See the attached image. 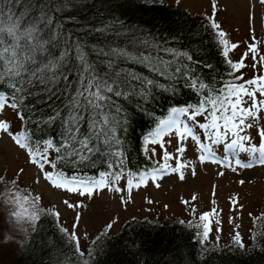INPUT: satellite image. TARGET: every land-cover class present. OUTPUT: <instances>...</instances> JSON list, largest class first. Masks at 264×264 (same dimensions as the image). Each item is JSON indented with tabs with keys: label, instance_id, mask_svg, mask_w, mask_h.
<instances>
[{
	"label": "trees",
	"instance_id": "obj_1",
	"mask_svg": "<svg viewBox=\"0 0 264 264\" xmlns=\"http://www.w3.org/2000/svg\"><path fill=\"white\" fill-rule=\"evenodd\" d=\"M9 17L20 21V31L35 26L38 39L46 41L44 50L36 51L35 62L26 61L21 77L15 78L25 81L19 94L24 97L21 108L26 116L21 122L37 142L53 140L55 148L62 147L66 140L70 97L81 74L78 51L101 75L126 69L153 79L156 85H164L150 86L145 97L112 98V103L122 110L111 113L117 121L115 137L119 142L112 152L121 153L125 172H151L158 162L163 165L160 146L145 143L159 121L167 119L173 108L197 106L211 89H218L229 79L221 46L208 26V17L212 15L169 0H0V21L7 25ZM4 35L8 43L11 38ZM226 39L234 43L228 34ZM110 49L176 63L167 69L161 65L166 72L161 76L137 60L104 55ZM165 49L187 52L192 60L176 57ZM65 52L67 55L61 58ZM229 58L239 60L231 50ZM108 60L113 61L111 69L103 63ZM49 61H56L57 66L45 68ZM177 65L179 73L175 72ZM33 71L35 76L30 75ZM190 78L208 84L209 89L201 90L199 84L193 88ZM2 90L5 94L12 93L7 77ZM82 131H87L86 123ZM54 148L49 151L52 156L49 159L57 164L52 171L99 179L101 173L115 170V165L109 168L114 157L102 146L83 162L72 157L57 160ZM3 183L6 186L7 179ZM262 215L264 211L254 216L250 230L242 236L243 249L231 244V236L218 246L211 237L201 243L194 227L199 216L188 219L145 214L130 217L117 232L106 230L110 223L112 227V222L103 224L86 246L79 241L84 252L80 255L74 242L61 231L66 228L72 233L61 217L57 221L41 212L33 230L22 236L23 245L19 247L17 242L20 250L13 253L8 244L0 249V264H264V218L256 219ZM3 227L0 224V240L6 237Z\"/></svg>",
	"mask_w": 264,
	"mask_h": 264
},
{
	"label": "snow or ice",
	"instance_id": "obj_2",
	"mask_svg": "<svg viewBox=\"0 0 264 264\" xmlns=\"http://www.w3.org/2000/svg\"><path fill=\"white\" fill-rule=\"evenodd\" d=\"M261 2L264 3V0H261ZM212 7L213 15L208 17V26L214 30L216 42L221 46L222 56L229 69V79L223 81L218 89H211L197 106L173 108L167 119L159 121L145 143L160 146L162 150L161 158L165 161L163 165L158 162V166L151 172L145 171L139 174L125 172L121 153L119 151L112 152V148L119 142L115 137V124L117 121L111 113L113 110L117 113L122 111L112 103L113 96L123 97L124 99H127L129 95L145 97L150 86L163 88L164 85H156L153 79L126 69L101 75L97 71L96 66L88 63L81 51L77 53L81 64V74L77 81L78 87L74 90V95L70 97L69 126L65 129L66 140L62 142V147L57 146L54 148L53 140L44 139L39 142L33 140V134L23 123L20 131L12 132L10 122L0 121V133L9 135L19 148L26 150L30 162L40 168L44 178L53 187L71 193H78L81 196H92L95 192L105 188L117 193L127 191L130 194L133 188L145 185L149 179L158 181L164 175L173 173L177 174L179 179L183 181L185 179L184 170L190 167V162H183V154L187 151L186 142L189 139L194 142L198 152V159L201 163H222L223 167L233 172H236L237 168L247 169L264 166V127L259 123L260 114L264 113V54L259 52V46L256 42H251L247 44V50L242 53L239 60L233 61L230 59V50L234 51L239 45L237 43L230 44L229 40L226 39L227 33L220 30L221 25L214 18L217 10L216 0H213ZM9 21L7 25L0 21V69H2L0 70V113L5 108H11L16 112L18 119L23 122L26 119L21 108L24 97L19 94L23 91L25 81L23 79L17 81L15 78L21 77L26 61L32 60L35 62L36 51L44 50L43 45L46 41L38 39L35 26L20 31L19 20L13 21L9 17ZM5 33L11 38L8 43H5ZM22 40L23 43H21ZM164 51L172 53L176 57L183 56L188 61L192 60V57L187 52L178 53L175 49H165ZM66 55V52L62 53L61 58ZM104 55L137 60V62L146 64L152 72L161 76L166 74L165 70H162L161 65L164 66V69H167L169 65L176 63L175 60L164 61L159 57L153 59L142 53L139 57H136L123 49H110ZM249 55L252 58L251 67L254 70L259 67L260 71H254L251 78H245L243 70L249 67L246 63ZM103 63L109 69L113 67L112 60L104 61ZM56 66V61H49L44 67L51 70ZM175 72H180L179 65L175 68ZM30 75L35 76L36 72L33 71ZM6 77L9 78V87L12 89L11 94H5L2 90ZM52 79L54 80L55 76ZM27 82L31 83L30 80ZM190 84L193 88H196L199 84V89H209L208 84L200 83L195 79L190 78ZM198 117H203V122ZM85 123L87 125L86 132L82 131ZM253 127L257 130V136L260 140L259 144L253 142V138L248 132ZM197 129H199V132ZM173 134L176 139L175 154L167 151L164 139L165 137H172ZM167 143L170 144L171 139ZM100 146L104 147L105 151L114 157L109 168L111 169L115 165V170L101 173L99 179L77 175L68 176L59 170L44 171L46 164L50 165L54 170L57 168L55 160L49 159V151L53 148L58 154L57 160L72 157L83 162L89 158V154L99 152ZM215 146L224 148V157L219 158L217 156L214 151ZM152 151L155 154L154 148ZM241 152L249 154L247 162L238 158V154ZM171 160L176 161L175 166L167 163V161ZM192 174L195 175L194 168H192ZM217 175L223 177L225 173L218 171ZM122 179L125 180L124 188L118 186ZM0 183H3L2 178H0ZM15 183L14 180L12 187H15ZM239 183L243 184L244 181L241 180ZM215 188L216 186L213 185V197H215ZM5 196L10 204L19 206L20 210L12 211V216L15 217V221L18 224L30 223L35 225L40 219L41 212H46L47 215L53 216L57 221L59 220L60 214L58 211H54L52 208L47 210L38 208L37 205L41 200L40 196L29 197L27 194L22 195L19 190L15 193L9 190L5 193ZM196 198L194 193L191 201L185 200L183 202L186 205L194 203ZM238 202V196L230 197V204L233 205L230 211H236L235 205ZM64 203L69 208L81 206L69 203L67 200ZM211 203L215 205V199ZM25 204L30 207H25ZM216 215H218V210L215 207L199 215V223H196L194 227L198 230L197 235L201 238V243L210 240L213 231V220L211 218ZM249 215L251 217L252 214L250 213ZM262 218H264V215L256 219ZM234 220L235 217L230 216L229 225H233ZM214 223L217 226L215 244L218 246L220 235L223 231V221L217 219ZM77 227L78 223L74 220L73 228ZM239 227L240 225H234L230 240L232 245L243 249L245 245L239 232ZM110 228L111 223L106 226V230H110ZM61 231L74 242L75 250L80 255H84V252L80 249L78 235L75 232L69 233L66 228H61ZM10 239H12L11 236L5 237L6 241Z\"/></svg>",
	"mask_w": 264,
	"mask_h": 264
},
{
	"label": "rangeland",
	"instance_id": "obj_3",
	"mask_svg": "<svg viewBox=\"0 0 264 264\" xmlns=\"http://www.w3.org/2000/svg\"><path fill=\"white\" fill-rule=\"evenodd\" d=\"M169 1L192 11L213 15V0ZM216 5L214 18L221 25V29L239 45L232 51L234 58L240 59L242 53L247 50V44L251 42H256L259 52L264 54V3L261 0H216ZM246 63L249 67L243 70L245 78H251L254 71H260L259 67L255 70L251 67V55ZM198 119L203 122V117ZM0 121L10 122L12 132L21 130L22 122L11 108H5L0 113ZM259 123L264 127V113L260 114ZM197 131L199 132V129ZM248 132L253 142L259 144L256 128L253 127ZM169 139H171L170 144L167 143ZM186 143L187 151L183 154V162H190V167L184 170L183 181L173 173L164 175L158 181L149 179L146 185L133 188L130 194L127 191L117 193L105 188L92 196H81L78 193L53 187L44 178L40 168L30 162L26 150L19 148L9 135L0 133V176L10 183V185L6 183V186L0 183V224L4 226L2 232L12 237L7 241L3 237L0 240V249L8 244L13 248V253L17 252L20 250L18 246L23 245L22 236L29 234L34 227L30 223L23 225L16 223L12 211L20 209L18 205L8 202L5 193L9 190L13 193L19 190L22 195L27 194L29 197L40 196L38 208L49 207L58 211L70 231L78 235L81 246H86L101 226L107 222H112L111 231L117 232L123 223L134 215H173L190 219L214 207L217 208L218 215L211 218L213 220V231L210 236L212 239L216 240L217 226L214 222L217 219L223 221L220 241L227 240L233 234L234 225H240L241 236H246L253 224L254 216L264 211V166L237 168L236 172H233L223 167L222 163H201L194 142L189 139ZM165 144L167 151L175 154L174 134L172 137H165ZM160 151H162L161 148ZM214 151L219 158L225 156L222 146H215ZM159 153L162 155V152ZM238 158L247 162L249 154L241 152ZM168 162L175 166V160ZM192 168L195 169V175L192 174ZM44 171H52L50 165L46 164ZM218 171H223L225 175L218 176ZM14 180L15 187H12ZM241 180L244 181L243 184L239 183ZM213 185L216 186L215 197H213ZM118 186L124 188L125 180L122 179ZM194 193L197 197L195 202L186 205L183 201H191ZM233 196H238L239 200L235 205L236 211H230L233 207L230 204V197ZM213 199L216 201L215 205L211 203ZM65 200L81 206L69 208L64 203ZM24 206L30 207L28 204ZM230 216L235 217L233 225L228 223ZM74 220L78 223L75 229L73 228Z\"/></svg>",
	"mask_w": 264,
	"mask_h": 264
}]
</instances>
